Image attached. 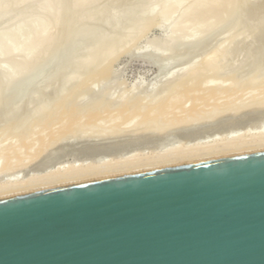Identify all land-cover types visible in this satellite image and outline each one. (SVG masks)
I'll return each mask as SVG.
<instances>
[{"label":"rangeland","instance_id":"obj_1","mask_svg":"<svg viewBox=\"0 0 264 264\" xmlns=\"http://www.w3.org/2000/svg\"><path fill=\"white\" fill-rule=\"evenodd\" d=\"M189 3L0 0V194L51 172L120 173L264 141V0L187 19ZM212 89L233 94L203 99ZM172 94L157 122L118 116Z\"/></svg>","mask_w":264,"mask_h":264},{"label":"water","instance_id":"obj_2","mask_svg":"<svg viewBox=\"0 0 264 264\" xmlns=\"http://www.w3.org/2000/svg\"><path fill=\"white\" fill-rule=\"evenodd\" d=\"M0 264H264V148L0 196Z\"/></svg>","mask_w":264,"mask_h":264},{"label":"bare ground","instance_id":"obj_3","mask_svg":"<svg viewBox=\"0 0 264 264\" xmlns=\"http://www.w3.org/2000/svg\"><path fill=\"white\" fill-rule=\"evenodd\" d=\"M194 1V0H193ZM193 1H188L187 0V2L189 3H191L192 4V2ZM229 0H198V3H196L197 2V0H196V2H195V4H194V2H193V4H192V8H188V9H191L190 11H188L187 9V19L188 18H193V17H195V16H197L199 13H202L201 11H203V13H205V14H209L208 12H211V11H214V9H216L218 6H220L221 4H223V3H225V2H228ZM185 2H186V0H185ZM189 3V4H190ZM191 4H190V6L189 7H191ZM194 5V6H193ZM207 12V13H206ZM0 13L1 14H4L3 12H1L0 11ZM0 14V15H1ZM0 18H1V16H0ZM31 34H34V36H36L37 34H38V38L41 36V33H37V31H31ZM43 35V34H42ZM35 38V37H34ZM186 83H189V81H187ZM185 84V83H184ZM183 83H178V85H176V86H173V90L174 91H176L175 93H180L181 95H184L185 94V92H192L193 91V88L192 87H190L189 85L190 84H185L184 85ZM63 85V86H62ZM62 85H60L59 87H60V89H62L61 88V86L62 87H65V84H62ZM57 88V87H56ZM55 88V89H56ZM58 89V88H57ZM56 89V90H57ZM59 89V90H60ZM54 90V89H53ZM63 90V89H62ZM61 90V91H62ZM60 91V92H61ZM54 92V91H53ZM56 92V91H55ZM63 92V91H62ZM209 92V93H208ZM211 92V93H210ZM225 92H227V93H229L230 91H224V92H219V90H217V89H212V91H207L206 92V94L204 95V97H203V99L204 98H215V96L216 97H223V96H225V97H227V98H229L230 97V94H228V96H227V93L225 94ZM187 93V94H188ZM208 93V94H207ZM224 93V94H223ZM52 94V93H51ZM232 94H233V92H232ZM232 94H231V96H232ZM50 95V94H49ZM60 95V94H59ZM174 94H172V96H171V98L169 99V100H164V101H162V102H160V104L159 105H156V106H154V107H147V108H141V107H135V109L133 108H128V107H125V108H123V109H121L120 110V112H118L119 113V115L118 116H124V115H126V114H128V115H134L135 113V115H137V114H143V115H145L146 117H145V122L147 123V121H149V120H153V119H151V117H153L154 118V120L153 121H155V120H159L160 118H162L167 112H169V110H171L172 109V106H174V105H172L173 103V101H174V99H176L177 100V98H178V96L179 95H174ZM48 96V95H47ZM51 96H53V94L51 95ZM55 96H57V95H55ZM54 96V97H55ZM49 97V96H48ZM58 97V96H57ZM56 97V98H57ZM50 98H52V97H50ZM50 98H48L47 100H50ZM55 99V98H54ZM202 98H200V100H203ZM175 104V103H174ZM175 106H176V104H175ZM17 109V108H16ZM20 109H22V108H20ZM59 109H61V108H59ZM134 110V111H133ZM19 111V110H18ZM14 112V111H13ZM21 112H22V110H21ZM27 112V111H26ZM8 113V112H7ZM12 113V112H11ZM14 113H16V112H14ZM153 113H155V114H153ZM1 114V113H0ZM4 114V113H3ZM10 114V113H9ZM18 114V113H17ZM28 114V113H27ZM58 114H60V113H58ZM10 115H12V114H10ZM22 115H24V114H22ZM2 116H4V115H2ZM7 116V115H6ZM13 116H14V114H13ZM127 116V115H126ZM15 117V116H14ZM20 117V116H19ZM19 117H17L16 116V119H18ZM24 117V116H23ZM22 118V117H21ZM122 119V118H121ZM0 120H1V118H0ZM8 120V119H7ZM13 120V119H12ZM16 121V120H15ZM21 121V120H20ZM24 121V120H23ZM22 121V122H23ZM52 121V120H51ZM50 121V122H51ZM57 121V120H56ZM93 121H95V118H91V122H93ZM152 121V122H153ZM157 121H155V122H157ZM174 121V120H173ZM50 122L48 123L49 125H50ZM64 122H66V121H64ZM144 122V121H143ZM144 122V124H146ZM154 122V123H155ZM174 122H176V121H174ZM4 123V122H3ZM3 123H1V124H3ZM7 123H9L10 124V122H7ZM17 123V122H16ZM20 123V122H19ZM53 123V122H52ZM0 124V125H1ZM47 124V125H48ZM150 124V123H149ZM151 124H153V123H151ZM4 125H5V123H4ZM4 125H2L3 127H4ZM15 125V124H14ZM1 127V126H0ZM6 127V126H5ZM9 128V127H8ZM2 130V129H1ZM8 130V129H7ZM9 130H10V128H9ZM8 130V131H9ZM5 131V130H4ZM3 133V132H2ZM262 141V140H261ZM259 142V144H256V145H249L248 146V144L247 143H245V142H243V143H240V144H237V145H234V146H231L230 148H227V150L225 149V151H222V153H220L221 155H224V154H230V153H236V152H242V151H248V150H254V149H259V148H262V147H264V141H262V142ZM24 142V141H23ZM25 142H26V140H25ZM9 151H7L8 152V155H7V157H8V159H12L13 157L15 158L16 156H15V152H13L14 151V148L12 147L11 149L9 148L8 149ZM213 156V155H212ZM215 156H217V154H215ZM209 157H211V156H209ZM198 158V156H193L192 158H190L189 160H194V159H197ZM206 158V157H205ZM198 159H200V158H198ZM177 161V160H176ZM186 161H188V160H186ZM170 163H176L175 161H168V162H162L161 164L163 165H165V164H170ZM160 164V165H161ZM157 165V164H156ZM140 166H142V165H137V166H131V167H127V169L125 170V171H122V172H127V171H132V170H138V169H143V167H140ZM152 167H154V165H151ZM150 167V166H149ZM146 168H148V167H146ZM62 169V168H61ZM63 170V169H62ZM64 170H66L65 168H64ZM69 171H71V173L74 171V169H72L71 168V170L69 169ZM78 171H82V170H78ZM85 171V170H84ZM83 171V173L81 174L80 172L79 173H74V174H70L69 173V175H68V173H66L67 175H65V173H64V175H63V173H61L62 175H59L58 173H56V174H58L57 175V177H56V175H54V177L55 178H52V176H48V175H50V174H52V172L50 173V174H47L46 176H43L44 178L45 177H47L48 176V181H44L45 179L44 178H42L41 180H40V178H39V181L38 182H35V183H29L28 185H26L25 184V186H22V187H17V186H15V187H12V189L10 188V189H8V190H5V191H3L0 195L1 196H3V195H8V194H12V193H17V192H22V191H26V190H31V189H36V188H40V187H45V186H50V185H55V184H60V183H66V182H72V181H77V180H83V179H88V178H94V177H99V176H105V175H110V174H116L114 171H101V172H97V173H85ZM56 172H61L60 171V169L58 170V171H56ZM68 172V171H67ZM92 172H94V171H92ZM54 173H55V171H54ZM121 173V172H120ZM53 175V174H52ZM42 177V176H41ZM50 177V178H49ZM52 178V179H51ZM32 179V178H31ZM34 179H35V177H34ZM36 179H37V177H36ZM47 180V179H46ZM26 181H28V182H30L29 180H26ZM33 181H35V180H33ZM25 182V181H24ZM27 182V183H28ZM22 184V183H21ZM20 184V185H21Z\"/></svg>","mask_w":264,"mask_h":264}]
</instances>
